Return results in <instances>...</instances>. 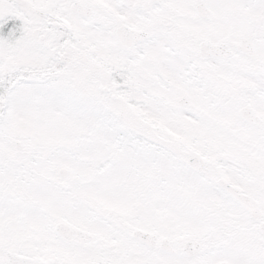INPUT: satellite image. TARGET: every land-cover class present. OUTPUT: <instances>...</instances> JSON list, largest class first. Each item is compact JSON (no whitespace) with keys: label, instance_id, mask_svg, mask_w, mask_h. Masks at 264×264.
Returning <instances> with one entry per match:
<instances>
[{"label":"snow or ice","instance_id":"1","mask_svg":"<svg viewBox=\"0 0 264 264\" xmlns=\"http://www.w3.org/2000/svg\"><path fill=\"white\" fill-rule=\"evenodd\" d=\"M0 264H264V0H0Z\"/></svg>","mask_w":264,"mask_h":264}]
</instances>
